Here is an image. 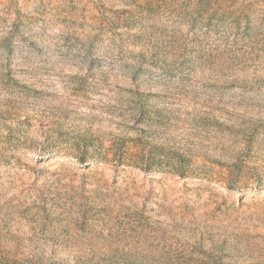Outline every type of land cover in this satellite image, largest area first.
<instances>
[{
	"label": "rangeland",
	"instance_id": "rangeland-1",
	"mask_svg": "<svg viewBox=\"0 0 264 264\" xmlns=\"http://www.w3.org/2000/svg\"><path fill=\"white\" fill-rule=\"evenodd\" d=\"M0 264H264V0H0Z\"/></svg>",
	"mask_w": 264,
	"mask_h": 264
}]
</instances>
